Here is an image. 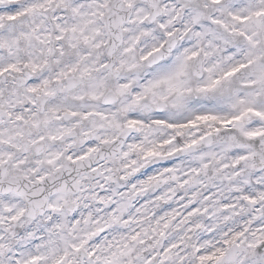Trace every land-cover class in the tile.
Listing matches in <instances>:
<instances>
[{
	"label": "snow or ice",
	"instance_id": "1",
	"mask_svg": "<svg viewBox=\"0 0 264 264\" xmlns=\"http://www.w3.org/2000/svg\"><path fill=\"white\" fill-rule=\"evenodd\" d=\"M0 264H264V0H0Z\"/></svg>",
	"mask_w": 264,
	"mask_h": 264
}]
</instances>
